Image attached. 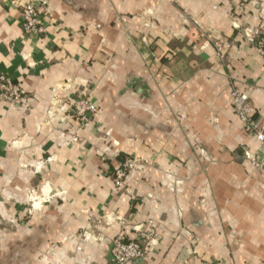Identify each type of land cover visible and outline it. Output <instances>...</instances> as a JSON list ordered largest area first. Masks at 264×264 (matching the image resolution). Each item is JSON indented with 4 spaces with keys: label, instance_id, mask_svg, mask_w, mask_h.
<instances>
[{
    "label": "crops",
    "instance_id": "1",
    "mask_svg": "<svg viewBox=\"0 0 264 264\" xmlns=\"http://www.w3.org/2000/svg\"><path fill=\"white\" fill-rule=\"evenodd\" d=\"M12 1L38 7L44 35H24ZM247 24L264 29V0H0V76L31 95L0 93V261L113 264V237L152 228L128 264H264V177L245 157L259 149L230 97L236 81L264 121ZM82 94L90 123L49 116ZM128 156L141 167L118 187Z\"/></svg>",
    "mask_w": 264,
    "mask_h": 264
},
{
    "label": "built area",
    "instance_id": "2",
    "mask_svg": "<svg viewBox=\"0 0 264 264\" xmlns=\"http://www.w3.org/2000/svg\"><path fill=\"white\" fill-rule=\"evenodd\" d=\"M174 1V0H173ZM20 9L21 29L28 37H40L45 34L46 28L41 21V11L31 1L23 3L12 1ZM197 34L205 36L198 29ZM244 39L252 45L264 62V29L260 26L247 24L243 27ZM217 60L228 67L226 55L223 52L221 42H213ZM234 80V79H233ZM230 97L232 109L242 124L244 132L249 135L258 145V154L246 153V159L264 177V121L258 123L254 116V108L241 86L236 81H230ZM1 98L15 107L27 105L31 100V95L19 84L13 83L7 77L0 76ZM60 100L53 97L48 108L49 116L55 115L56 108H62L68 118L75 119L81 126L87 125L94 120L98 114V108L87 95ZM141 167L140 160L133 156L123 159L118 168L111 175L112 181L118 187L123 185L124 177L132 170ZM158 237L154 229L138 231L135 239H126L123 234H117L111 240L109 256L113 264H128L132 261L146 258L150 250L154 247V241Z\"/></svg>",
    "mask_w": 264,
    "mask_h": 264
},
{
    "label": "rangeland",
    "instance_id": "3",
    "mask_svg": "<svg viewBox=\"0 0 264 264\" xmlns=\"http://www.w3.org/2000/svg\"><path fill=\"white\" fill-rule=\"evenodd\" d=\"M0 264H6V261H0Z\"/></svg>",
    "mask_w": 264,
    "mask_h": 264
}]
</instances>
